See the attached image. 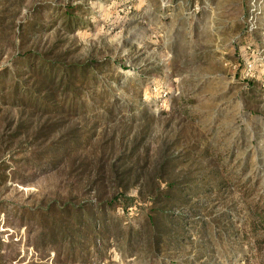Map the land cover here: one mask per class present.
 I'll use <instances>...</instances> for the list:
<instances>
[{"label":"rangeland","instance_id":"374dc122","mask_svg":"<svg viewBox=\"0 0 264 264\" xmlns=\"http://www.w3.org/2000/svg\"><path fill=\"white\" fill-rule=\"evenodd\" d=\"M109 200L110 236L76 263L12 216ZM44 254L264 264V0H0V264Z\"/></svg>","mask_w":264,"mask_h":264},{"label":"trees","instance_id":"16d2710c","mask_svg":"<svg viewBox=\"0 0 264 264\" xmlns=\"http://www.w3.org/2000/svg\"><path fill=\"white\" fill-rule=\"evenodd\" d=\"M63 20L65 21V26L70 28L71 24L74 23L72 20L73 16L70 13V9H65L61 13ZM32 53L26 54L25 57H29ZM40 59V66H45L48 72H51L52 68L61 71V75L65 74L67 70L74 72V70H82L83 67L80 65L72 64L67 66H62L59 63L45 61ZM72 67V68H71ZM18 85L16 81L14 87ZM25 87H22L24 89ZM30 89H24L23 94L25 96L30 95ZM170 192V191H169ZM167 192L164 195L166 201H171L172 197ZM114 200L105 201V203H99L97 208H93L98 214L90 213L91 207L73 206L68 203L63 205L54 206L49 203L47 206H42L40 209L31 210L27 208L17 209L14 213L12 210V216L19 221V225L26 226L29 223H33L34 227H39L38 233L35 238L43 251L48 253L52 251L54 253V262H81L84 256H90L92 253L98 249L99 244H103L105 239H108L112 229L111 225L108 224V219L105 215L108 209L113 210ZM16 209V208H13ZM161 213L158 210L151 209L146 215V223L151 228V250H160L161 244L163 247L170 243V237L164 236L162 239L159 235V230L156 226L157 217H163L157 215ZM165 238V240H164ZM34 251L40 252V248L34 244ZM93 257H96L93 255ZM2 255H0V262H2ZM38 260H49V255L44 254L42 257L36 258L37 264ZM33 264V263H28ZM40 264V263H39ZM46 264V263H45Z\"/></svg>","mask_w":264,"mask_h":264}]
</instances>
